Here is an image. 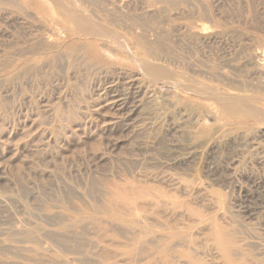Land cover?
<instances>
[{"label": "rangeland", "instance_id": "374dc122", "mask_svg": "<svg viewBox=\"0 0 264 264\" xmlns=\"http://www.w3.org/2000/svg\"><path fill=\"white\" fill-rule=\"evenodd\" d=\"M100 1L0 0V264H264V0Z\"/></svg>", "mask_w": 264, "mask_h": 264}, {"label": "bare ground", "instance_id": "6f19581e", "mask_svg": "<svg viewBox=\"0 0 264 264\" xmlns=\"http://www.w3.org/2000/svg\"><path fill=\"white\" fill-rule=\"evenodd\" d=\"M4 1H6V0H4ZM9 1V0H8ZM55 1H64V0H55ZM68 0H65L64 2H62V3H60V4H57V6H55L56 4H54V6H55V8L56 7H58V11L60 12V14L62 15V16H64V18L68 21V22H70L71 24H72V26H74L75 27V29H76V31H77V33L80 35V36H82V37H89V39H97V37H102V36H100L101 35V33L102 34H104L103 33V28H100L93 20L94 19H90V17H87V16H85L86 14L85 13H83V10H81V8L80 9H77L72 3H70V2H67ZM79 1V0H78ZM102 1V0H101ZM101 1H100V3H101ZM118 1V0H117ZM85 3H87L86 1H84ZM89 2V1H88ZM173 2V1H172ZM54 3V2H53ZM93 3V2H92ZM107 3V2H106ZM15 4V3H14ZM16 4H17V2H16ZM158 4V3H157ZM179 5L181 4V3H178ZM89 6H91V3L89 4ZM89 8V7H88ZM103 10V9H102ZM161 9L159 8V11H160ZM102 12V11H101ZM105 12V11H104ZM26 13V12H25ZM92 13V12H91ZM103 13V12H102ZM85 14V15H84ZM159 14H161V13H159ZM94 15V14H93ZM161 17V16H160ZM95 18H97L96 16H95ZM100 20V19H99ZM168 22V21H167ZM98 23V22H97ZM102 26V25H101ZM104 27V29H105V26H103ZM142 28V27H141ZM106 29H108V28H106ZM105 29V30H106ZM74 30V29H73ZM167 30V29H166ZM110 31H113V30H110ZM170 31V30H169ZM171 31H173V30H171ZM108 32V31H107ZM107 34V33H106ZM113 34H116V32L115 33H113ZM120 35H122V34H120ZM106 37H109V35L108 36H106ZM114 37V36H113ZM113 37H111V38H113ZM122 37V36H121ZM121 37L119 38V40L121 39ZM110 38V37H109ZM115 38H117V36L116 37H114V41H116L115 40ZM123 38V37H122ZM86 39V38H85ZM100 39V38H99ZM103 39H106V38H103ZM108 39V38H107ZM166 39V38H165ZM42 40H46L47 41V39L45 38V37H43L42 36ZM119 40L117 41V42H119ZM121 42V41H120ZM23 43V42H22ZM119 44V43H118ZM123 44H124V42H123ZM40 45V44H39ZM15 54V53H14ZM19 55V54H18ZM142 61H144L143 59H142ZM141 61V63H143ZM135 62V61H134ZM145 64H142V65H144V66H146V61L144 62ZM140 64V63H139ZM154 64V63H153ZM152 65V64H151ZM141 66V65H140ZM141 67L142 69H144L145 70V72L147 73V74H149V75H153V77H154V79H159L160 78V81H161V78H163V77H165L166 78V75L168 74V73H166V71H168L167 69L166 70H163V69H161L160 67L158 68V66H156L157 68H155V66L154 65H152L151 67L149 66V65H147L146 67ZM66 68V67H65ZM165 69V68H164ZM143 70V71H144ZM147 70H148V72H147ZM64 72V71H63ZM169 72V71H168ZM171 72H169V74H170ZM168 74V75H169ZM40 75V74H39ZM173 75V74H172ZM151 77V76H150ZM170 77H172V76H170ZM162 80H165V79H162ZM160 84V83H159ZM188 86V85H187ZM190 86V85H189ZM192 89V88H191ZM190 89V90H191ZM199 92V91H198ZM237 99V98H236ZM238 100V99H237ZM240 101V100H239ZM242 101H244L243 99H242ZM238 101H236L235 100V103L237 104V106L238 107H236V106H234V107H225L224 108V111H227L228 113H244V112H246V111H248V109H250L251 110V112H253V110L250 108V107H248V106H246V103H244V102H242L241 103V101L240 102H238ZM243 103L245 104V105H243ZM221 107H222V105H221ZM254 113V112H253ZM254 115H255V113H254ZM127 179V178H126ZM153 181V180H152ZM111 182V181H110ZM111 184V183H110ZM113 185V184H112ZM116 186V185H115ZM114 186V187H115ZM109 190V189H108ZM130 190V189H129ZM129 190H128V192H129ZM111 192V191H110ZM109 192V193H110ZM131 192V193H130ZM129 193L132 195V197H131V199L128 201L129 202V204H128V206L126 207V205L124 204V206H125V210H126V214L129 212V213H131V215L132 214H140V212H143V211H145V209L147 210V208H148V210L150 209V208H152V205H154V203L152 202V198L151 199H148V196L149 195H145V194H143L144 192L143 191H139V190H137V191H130ZM132 192H134V193H132ZM91 193V192H90ZM200 193V192H199ZM198 193V194H199ZM130 194H128V195H130ZM201 194V193H200ZM130 195V196H131ZM166 195V194H165ZM107 196V195H106ZM125 197H126V194L124 195ZM199 196V195H198ZM197 196V197H198ZM96 197V196H95ZM175 197V196H174ZM108 198V197H107ZM111 198V197H110ZM109 198V199H110ZM150 198V197H149ZM158 198V197H157ZM109 199H107V201L109 200ZM121 199V198H120ZM174 199V198H173ZM67 200V199H66ZM111 200V202L113 203L114 201H112V199H110ZM139 200H143L142 202H139ZM101 201V200H100ZM133 201H135L134 203H132ZM110 202V201H109ZM117 202V205L115 204ZM115 203L114 204H112V205H116V206H118V201H115ZM163 203V202H162ZM166 203H164V205H165ZM74 206V205H73ZM107 206V205H106ZM163 206V205H162ZM164 207V206H163ZM190 207H192V206H190ZM189 207V208H190ZM108 208V207H107ZM106 208V209H107ZM113 208H114V210H115V207L113 206ZM118 208V207H117ZM109 209V208H108ZM107 209V210H108ZM119 209H120V207H119ZM124 209H122L121 208V210H124ZM47 210V209H46ZM79 210V209H78ZM106 210V211H107ZM120 210V211H121ZM191 210V209H190ZM116 212H117V210H116ZM122 212V211H121ZM149 212V211H148ZM147 212V213H148ZM164 212V211H163ZM191 212V211H190ZM109 213H110V209H109ZM124 213V216H121L120 217V219H125V216H127L126 214ZM128 213V214H129ZM139 214L137 215V220H139ZM164 214V213H163ZM111 215H113V216H116V215H114V213H112ZM162 215V214H161ZM171 216V215H170ZM128 217V216H127ZM167 217V216H166ZM142 218V217H141ZM147 218V217H146ZM47 219V218H46ZM62 221V220H61ZM99 221V220H98ZM101 221V220H100ZM140 221V220H139ZM134 222H136V223H140V222H137L136 220H134ZM23 223V222H22ZM27 223V222H26ZM18 224V223H17ZM143 224V223H142ZM208 224V223H207ZM27 225V224H26ZM212 225V224H211ZM89 226V225H88ZM105 226V225H104ZM87 227V226H86ZM113 228V227H112ZM185 230V229H184ZM117 231H119V230H117ZM114 232H115V230H114ZM208 232V231H207ZM112 233V232H111ZM216 233H217V231H216ZM223 233V232H222ZM29 234V233H28ZM226 234H228L227 232H226ZM4 235V234H3ZM47 235V234H46ZM86 235V234H85ZM128 235V234H127ZM224 236H219V235H217V234H213V236H212V241H214L216 244H217V248H221V250L223 249V246H222V243H221V241H230V251H229V253H224L225 254V258L230 262V258L229 257H232V261L234 262L235 260H237L236 259V256L238 255L237 253L238 252H235V250L233 249V248H235V246H234V242H233V239L232 240H227V236H229V235H226L225 236V234H223ZM91 236V235H90ZM92 236H94V235H92ZM161 238V237H160ZM189 238V237H188ZM102 239V238H101ZM134 239V238H133ZM34 240V239H33ZM46 240V239H45ZM53 240V239H52ZM152 240V239H151ZM159 240V239H158ZM160 240H162V239H160ZM170 240V239H169ZM34 241H36V240H34ZM167 241H168V239H167ZM22 242V241H21ZM41 242V241H40ZM150 243H152V242H150ZM212 243V242H211ZM238 243V242H237ZM183 244V243H182ZM50 245V244H49ZM117 245V244H116ZM120 245V244H119ZM152 245V244H151ZM176 245V244H175ZM92 246V245H91ZM122 246V245H121ZM124 246V245H123ZM188 246V245H187ZM129 247V246H128ZM174 247H176V246H174ZM8 248V247H7ZM48 248V247H47ZM173 248V247H172ZM14 249V248H13ZM16 249V248H15ZM144 249V248H143ZM148 250V249H147ZM171 250V249H170ZM224 250V249H223ZM225 252H227V250H224ZM223 251V252H224ZM9 252V251H8ZM104 252V251H103ZM12 253V252H11ZM56 253V252H55ZM106 253V252H105ZM104 254V253H103ZM117 254V253H116ZM154 254V253H153ZM152 254V255H153ZM14 255V254H13ZM105 255V254H104ZM103 255V256H104ZM107 255H109V254H107ZM112 255H113V253H112ZM141 255V254H140ZM241 255V254H240ZM110 256H111V254H110ZM115 256V255H114ZM206 256V255H205ZM242 256V255H241ZM26 258V257H25ZM117 258V257H116ZM164 258V257H163ZM163 258H161V259H163ZM33 259V258H32ZM105 259V258H104ZM26 260V259H25ZM34 260V259H33ZM77 260V259H76ZM139 260V259H138ZM138 260H136V261H138ZM44 261V260H43ZM72 261V263H73V260L71 259L70 260V262ZM94 261V260H93ZM142 260H140V262H141ZM145 261V260H144ZM66 262H69L68 260H66ZM75 262V261H74ZM77 262V261H76ZM228 262V263H229ZM72 263H70V264H72ZM126 263V262H125ZM136 263V262H135ZM137 263H139V262H137ZM172 263V262H171ZM227 263V264H228ZM42 264V263H41ZM65 264V263H64ZM69 264V263H68ZM154 264V263H153ZM191 264H200V262H199V260H195V261H191Z\"/></svg>", "mask_w": 264, "mask_h": 264}]
</instances>
